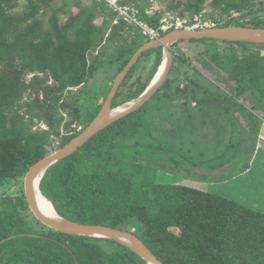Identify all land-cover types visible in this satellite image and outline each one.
Listing matches in <instances>:
<instances>
[{"label": "trees", "instance_id": "16d2710c", "mask_svg": "<svg viewBox=\"0 0 264 264\" xmlns=\"http://www.w3.org/2000/svg\"><path fill=\"white\" fill-rule=\"evenodd\" d=\"M56 1L0 0V184L21 182L34 162L75 137L98 112L117 73L149 40L122 18L113 23L116 12L102 1L73 0L75 11L67 1L55 6ZM122 2L137 7L139 18L155 27L167 12L188 16L185 25H191L205 4L227 18L215 26L264 27V0H168L151 13L146 1ZM129 28L135 31L128 36ZM188 41L198 45L194 64L182 54L173 56L155 93L47 168L39 190L68 219L134 232L164 264H264V211L157 179L161 163L176 162L182 151L177 132L160 123L164 111L190 115L236 108L248 119L255 111L264 115V43ZM104 45H114L113 51L107 54ZM161 60L160 46L142 52L111 106L138 97ZM178 61L193 71L184 80L172 77ZM111 62L115 71L97 99L87 80ZM251 125L257 132L259 122ZM26 211L22 188L0 195V264H147L114 240L66 234L27 219Z\"/></svg>", "mask_w": 264, "mask_h": 264}, {"label": "rangeland", "instance_id": "374dc122", "mask_svg": "<svg viewBox=\"0 0 264 264\" xmlns=\"http://www.w3.org/2000/svg\"><path fill=\"white\" fill-rule=\"evenodd\" d=\"M64 1L69 3L71 10H76V7H71L73 0H57L55 6L63 4ZM140 1H146L145 8L148 13L162 10L168 3V0ZM21 8L22 5L18 9ZM201 13L197 21L200 27L212 26L215 22L223 23L227 20L225 16H220L207 4ZM166 14L177 15L170 12ZM238 15V13L232 14V16ZM183 17L188 19V16ZM101 21L102 16H99L96 24H101ZM134 31L133 28H129L126 34L129 36ZM113 48L114 45H106L104 49L108 54L113 51ZM173 51L174 56L182 54L194 64L198 45L184 40L178 42L173 47ZM93 55L94 53H89V60ZM185 63L184 61L176 63L179 72H173L172 77L178 74L179 79L184 80L187 74L193 72ZM115 68V63H106L88 78L86 87L97 99L107 88ZM179 84L182 86V81ZM191 104L194 106L195 102ZM164 112L167 114H162L160 123L165 128L177 132L179 137L177 146L181 141L182 144L179 146L182 147V151L180 150V153L175 156L176 162L167 160L161 163L157 169L159 181L182 183L218 192L254 209L264 211V115L255 111L256 116L248 119L244 112L236 108L228 111L209 108L204 113L191 111L190 115L176 109ZM253 122H259L257 132L252 128ZM40 125L43 127V124L40 123ZM53 143L56 145L57 139ZM197 162L201 165L193 164ZM21 188L23 190V178L21 182L10 180L0 184V195L16 194ZM26 213L27 219L34 221L32 212L29 210Z\"/></svg>", "mask_w": 264, "mask_h": 264}, {"label": "water", "instance_id": "95a60500", "mask_svg": "<svg viewBox=\"0 0 264 264\" xmlns=\"http://www.w3.org/2000/svg\"><path fill=\"white\" fill-rule=\"evenodd\" d=\"M201 38L264 43V27L241 25H212L199 28L182 27L169 30L163 35L147 40L141 44L132 54L125 66L113 79L111 87L101 107L92 120L75 137L53 152L38 159L26 171L23 177V193L29 210L37 220L49 228L66 234L100 237L114 240L138 254L146 261L147 264H164L163 261L159 259L143 242V240L132 231L102 224H89L71 220L60 215L54 207L52 209L53 215L46 214L38 204L37 191L41 194L39 190V182L47 168L62 158L72 154L91 136L111 122L139 108L155 93V91L163 84L169 73L174 56L172 45L175 42ZM159 46L162 47V60L144 91L138 97L112 107V99L118 86L126 76L129 69L136 62L139 55L147 49ZM118 108L119 110L114 113L113 111Z\"/></svg>", "mask_w": 264, "mask_h": 264}, {"label": "built area", "instance_id": "2783aa9c", "mask_svg": "<svg viewBox=\"0 0 264 264\" xmlns=\"http://www.w3.org/2000/svg\"><path fill=\"white\" fill-rule=\"evenodd\" d=\"M106 4L111 10L116 12V17L113 19V23H116L119 18H122L125 22L132 25L142 36L150 39H154L160 36V32H167L175 28L190 27L199 28L200 24L197 23L201 14L195 15L191 25H185L188 22L187 18L179 15L166 14L160 19L157 27L152 26L139 18V10L137 7L130 3H123V0H99ZM204 27V26H203Z\"/></svg>", "mask_w": 264, "mask_h": 264}, {"label": "bare ground", "instance_id": "6f19581e", "mask_svg": "<svg viewBox=\"0 0 264 264\" xmlns=\"http://www.w3.org/2000/svg\"><path fill=\"white\" fill-rule=\"evenodd\" d=\"M117 110H119V108L115 109L113 112L115 113L117 112ZM37 201H38L39 206L43 210V212H45L46 214L53 215V212H52L53 206L51 202L47 198L39 194L38 191H37Z\"/></svg>", "mask_w": 264, "mask_h": 264}]
</instances>
